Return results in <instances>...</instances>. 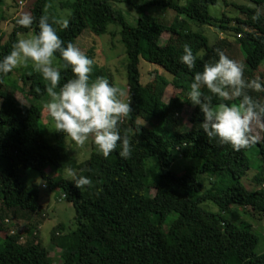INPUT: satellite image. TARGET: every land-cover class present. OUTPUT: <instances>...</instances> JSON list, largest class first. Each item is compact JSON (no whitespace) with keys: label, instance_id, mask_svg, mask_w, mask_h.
Masks as SVG:
<instances>
[{"label":"trees","instance_id":"trees-1","mask_svg":"<svg viewBox=\"0 0 264 264\" xmlns=\"http://www.w3.org/2000/svg\"><path fill=\"white\" fill-rule=\"evenodd\" d=\"M54 1H31L29 13L36 18L31 28L12 19L7 37L0 35V60L12 50L17 33H38L41 15H48L50 22L58 20L52 14ZM112 1L58 0L57 7L69 10L68 27H53L66 47L84 29L99 35L109 22L119 25L126 56L125 83L133 109L119 127L121 135L130 139L131 156L120 157L118 146L105 159L92 144L89 156L78 162L65 149L66 134L54 128L52 140L47 142L38 128L41 111L35 101L47 94L42 75L32 67L20 74L25 105L14 96V86L4 81L10 73L0 74V264H54L48 248L56 249L58 264H264V252H254L257 237L251 225L236 224L223 215L234 204L264 217V128L255 144L259 159L252 176L255 187L247 189L239 182L250 166L244 149L236 151L218 138L209 140L201 128L203 114L188 98L195 74L205 64L218 61L216 50L223 39L209 46L205 36L185 28L179 18L214 26L232 36L243 55L248 80H261L262 73L257 76L254 71L264 60V0H249L252 7L221 0L224 7L231 4L240 15L220 17L208 12L217 0H187L184 4L149 0L143 5L162 4L171 9L175 14L172 22L141 15L133 25ZM257 13L259 18L254 20ZM163 33L165 39H161ZM185 44L197 57L191 70L180 60ZM56 56L61 71L59 91L74 74L70 66L63 67L59 53ZM87 56L93 60L90 51ZM140 59L158 67L150 70L144 85L139 81ZM168 85L177 92L163 101ZM202 91L213 105L239 102L221 100L206 87ZM249 94L264 102V92L249 90ZM184 106L190 108L187 126L177 118ZM138 118L150 126L138 123ZM176 156L196 158L199 163L176 174L169 169ZM67 168L90 178L93 187L77 189L71 179L50 174ZM25 169L36 170L44 188L58 191L73 209L71 226L58 223L52 227L47 246L32 232L21 243V236L6 223L16 219L34 228L31 218L39 204L35 190L21 179L19 170ZM202 173L209 181L216 176L205 188L198 179ZM203 203H212L216 211L205 209Z\"/></svg>","mask_w":264,"mask_h":264},{"label":"clouds","instance_id":"clouds-1","mask_svg":"<svg viewBox=\"0 0 264 264\" xmlns=\"http://www.w3.org/2000/svg\"><path fill=\"white\" fill-rule=\"evenodd\" d=\"M258 18L259 13L253 16L254 20ZM35 21L30 13H23L16 23L31 28ZM53 24H60L64 29L68 27L67 20L50 22L48 15H41L38 33L19 39L12 45L10 53L0 60V74L28 67L31 62L33 70L48 82L46 91L50 99L43 108L54 121L57 132L66 134L80 147L91 137L105 159L118 146L120 157L129 158L132 145L127 134L121 135L119 126L133 112L131 97L106 77L91 80L94 61L71 42L65 47ZM216 51L218 61L205 64L203 71L195 74L188 98L203 114L201 128L207 138H218L222 144L240 151L258 142V136L254 134L256 127L264 128V102L249 94V90L264 92V84L258 77L246 79L243 64L230 59L219 49ZM57 53L65 62L63 67L70 66L74 74V78L67 80L59 91L56 89L61 81V71L55 66ZM183 53L181 63L190 70L195 68L197 57L188 44L183 46ZM205 87L221 100L238 99L239 102L213 105L212 98L202 91ZM65 174L77 189L93 187L90 178L78 175L72 168L65 169Z\"/></svg>","mask_w":264,"mask_h":264},{"label":"rangeland","instance_id":"rangeland-1","mask_svg":"<svg viewBox=\"0 0 264 264\" xmlns=\"http://www.w3.org/2000/svg\"><path fill=\"white\" fill-rule=\"evenodd\" d=\"M32 0H2L0 2V35H3L5 39L12 27V19L19 18L23 13H29V8ZM149 0H113L112 6L119 10L125 21L133 25L137 17L141 15H151L163 23H170L171 20L175 17L174 12L162 4H153V5H143ZM157 1H166L173 2L177 4H184L187 0H157ZM233 5H247L252 7L253 3L249 0H226ZM54 9L52 14L58 18V20H66L69 10L67 8H59L58 0L54 1ZM143 5V6H142ZM233 5H228L224 7L221 0H217L214 5L209 6L208 12L214 17H220L221 14L226 16H235L238 14L237 9ZM140 6V7H139ZM184 20L185 28L197 32L207 39L209 46L217 43L219 39H223L224 44H219L218 49L222 50L230 59L236 60L237 62L244 65V76L248 79V74L246 73L247 66L243 61V55L241 54L238 46L235 43V40L232 36H226L220 32V30L214 26L200 25L196 22L187 20L184 17H179ZM119 25L117 23L109 22L106 26V31L99 35H94L88 29H84L80 35H78L74 40V45L79 47L86 55L89 54V51L93 56V71L91 75V80H95L96 77H106L108 78L111 84L119 86L123 91L127 93V86L125 83V61L126 56L124 52V46L120 42L119 36ZM33 35L32 31L25 33H17V41L22 38H26L29 35ZM167 37L166 33H163L161 39ZM226 42L228 45L226 46ZM55 66L60 68V63L58 59L55 62ZM31 67V62H29L28 67H18L14 69L8 77L5 78V83L8 85L14 86L15 92L14 96L16 99L25 105L27 101L24 99L22 92L20 90V74ZM152 69H158L155 65H152L142 59L139 60L138 71H139V81L140 84L144 85L148 81V73ZM257 76L262 73L261 82L264 83V60L260 63L257 70L254 71ZM164 73V72H160ZM165 74V73H164ZM152 79V78H151ZM150 79V80H151ZM149 80V81H150ZM47 86L48 82L46 81ZM149 84V83H148ZM152 85V82L149 86ZM177 90L168 85L162 95V100L167 101L168 98L172 97ZM50 98L46 94L41 99L35 101V103L40 106L41 116L38 121V128L42 133L44 139L47 142H51L53 130L55 128L53 120L49 117L47 111L43 108V105ZM190 108L184 106L177 115V118L180 119L181 123L187 126V116L189 114ZM137 122L143 126H150L148 121H144L140 118L137 119ZM263 128L256 127L254 134L258 136V139L261 136ZM65 149L69 155L73 156L78 162L84 161L88 156L91 150V145L93 144V150H98L95 146L92 138H89V141L85 143L83 147H80L71 140L70 137L66 136L64 138ZM246 157L249 160V169L246 175L242 176L239 179V182L247 189H253L255 185L252 182V176L256 170L257 165L259 164V159L256 151V146L253 145L250 148L244 149ZM151 159H148V162ZM199 160L196 158H180L179 156L174 157L172 163L169 166V169L176 173L181 174L185 169L198 164ZM21 174V179L31 186L36 193L37 201L39 208L37 212L32 216L31 223L34 224V228H31L25 221L16 220V219H6V223L9 224V230L17 232L21 238L19 241H23L27 236L32 232V235H36L37 240L40 244L47 246L48 235L50 229L58 223H62L65 226L70 227L73 217V209L68 201L60 197L58 191H48L44 188L43 182L34 169H25L19 170ZM50 174L54 177L60 175L64 178L70 179L65 174V169L50 171ZM208 175L202 173L198 176V179L202 182L203 187H207L212 178L215 179L216 176L212 175L210 181L208 180ZM229 182V181H228ZM150 193H153V190H150ZM205 209L215 212L216 207L212 203H203L201 205ZM223 215L230 221L239 224L240 222H247L251 225L252 232L257 237V243L254 248L256 254L264 252V217L257 216L247 207H240L238 205H230L228 209L223 213ZM9 231V232H10ZM11 233V232H10ZM48 248V247H47ZM49 255L54 259V264H58V258L56 256V249L48 248Z\"/></svg>","mask_w":264,"mask_h":264}]
</instances>
